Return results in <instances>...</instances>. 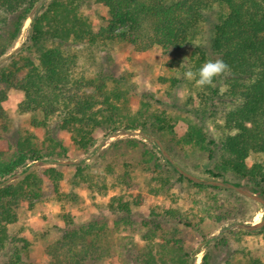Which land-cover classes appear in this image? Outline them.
Masks as SVG:
<instances>
[{
  "label": "rangeland",
  "instance_id": "1",
  "mask_svg": "<svg viewBox=\"0 0 264 264\" xmlns=\"http://www.w3.org/2000/svg\"><path fill=\"white\" fill-rule=\"evenodd\" d=\"M57 1L94 35L109 30L113 14L138 3L163 14L171 5V0ZM51 3L38 0L30 8L26 2L23 8H30V20L38 10L49 18L54 15ZM186 17L194 20L195 14L186 11ZM231 18L226 8L216 5L196 20L198 35L189 40L207 51L208 60L218 59L221 52L215 27L228 28ZM30 20L13 44L1 32V60L10 56L9 60L28 43ZM153 21L152 16L141 14L135 24L125 26L123 38L63 48L86 80L103 78L111 88L124 79L120 85L128 90L127 99L116 105L126 121L135 118L146 125L145 132L121 130L124 122L115 124L112 134L104 127L87 136L86 119L99 98L75 104L65 116H71L68 122L50 116V128L33 129L17 114V106L35 88L44 90L43 84L31 83L26 72L4 76L2 71L12 72L11 64L0 69V87L8 86L4 109L9 118L5 134L0 129V153L7 158L26 131L42 145L50 140L59 145L51 152L50 163H34L25 175L7 182L13 184L33 172L34 191L40 197L20 202L16 223L8 226L10 240L0 251V264H50L47 247L62 239L69 226L81 229L87 224L93 232L107 234V251L103 249V255L90 264H238L247 253L256 264H264V152L255 147L243 164L230 167L223 178L226 184L215 177L220 143L231 135L228 113L235 108L224 96L226 74L216 78L213 87L198 88L186 80L190 45L176 35L168 48L147 47ZM23 53L14 57L16 67L21 66ZM91 93L92 89L83 91ZM151 115L169 123L166 132L151 129ZM187 135H199L196 138L204 145L184 144ZM210 150L215 151L211 159ZM67 195L75 201L65 200ZM144 236L150 240H143ZM19 239L27 242L26 251L21 250ZM170 245L183 252L170 254Z\"/></svg>",
  "mask_w": 264,
  "mask_h": 264
},
{
  "label": "trees",
  "instance_id": "2",
  "mask_svg": "<svg viewBox=\"0 0 264 264\" xmlns=\"http://www.w3.org/2000/svg\"><path fill=\"white\" fill-rule=\"evenodd\" d=\"M37 1L0 0V38L1 32H4L7 34L6 40L11 44L15 43L24 23L30 20L27 15L30 8ZM26 2L30 4L29 9L23 8ZM216 5L226 8L232 15L228 28L216 26L214 29L216 40L221 44L218 58L224 60L231 69V72L225 76L224 84L227 90L224 96L228 102L235 104V108L228 113L231 135L220 143L219 161L214 167L215 177L222 179L223 184H226L223 178L230 171V167L235 163L243 164L255 147L264 152V0H171V5L164 14L138 3L133 9L113 14L108 23L109 30L103 29L96 35L90 34L85 23L79 19H72L74 16L70 18L68 8L57 0H52L51 9L54 10V15L45 18L39 15L38 10L29 23L28 43L0 67L2 69L5 64H11L9 68V72L12 70L11 75L2 71L4 76L14 78L18 72H26V77L31 83L39 82L44 86V90L35 88L25 95L17 106V114L26 118L33 129H45L50 128L48 124L50 116H53L55 121L68 122L71 116L68 118L65 116L75 104L99 98L91 105L93 112L86 119L87 136L92 130L104 127L108 134H112L116 129L115 124L122 126L124 122L125 125L121 130L147 131L146 125L144 126L139 119L127 117L126 121L123 111L116 105L127 99L128 90L122 89L120 85L124 79L115 81L111 88H107L103 78L86 80L77 73L75 59L71 58L63 48H68L70 45L89 46L96 42L101 44L102 39L106 37L108 40L123 38L126 25H133L141 14H148L154 21L147 35V47L168 48L172 38L177 35L190 45L187 66L196 70L199 64L208 61V56L205 55L207 51L199 45H194L189 39L198 35L196 20H201L202 13ZM186 11L194 13L195 19H188ZM51 22L55 23V26ZM46 23L47 27H44ZM120 29L122 30L119 33L112 32ZM21 53L26 55L20 59L21 66L16 67V62H13L14 57ZM160 80L166 82L167 79ZM169 82L176 84L172 79ZM84 89H92L93 93L85 95ZM7 90L6 84L0 87L1 134H5L8 130L9 118L4 109ZM149 118L153 131L166 132L169 123L165 119L156 115H151ZM198 136L187 135L183 137L182 142L204 145L202 139L196 138ZM58 146L52 140L48 145H42L31 132L26 131L16 139L13 151L7 158L0 153V251L10 240L8 226L16 223L20 202L24 199L34 200L40 197L38 190L34 191L33 172L13 184L7 182L16 175H25L34 163H50L51 152ZM214 153V150H210L209 158L210 156L214 158ZM165 162L173 168L169 161L165 160ZM233 186L238 187L236 184ZM65 197L64 199L69 202L75 201L72 195ZM169 215L172 216L171 212ZM73 227L69 226L62 239L56 240L47 247L50 264H74V262L90 264L95 262V258L97 260L103 255V249L107 251L106 233L93 232L94 228L89 224L81 229ZM155 232L156 230L150 231L152 234ZM143 240L149 241L150 237L144 236ZM17 242L23 246L21 250L26 251L27 242L24 239H19ZM167 249L171 250L172 255L183 252L173 245L168 246ZM161 262L164 263V260L161 259ZM256 262L252 254L247 253L244 260L238 264H256Z\"/></svg>",
  "mask_w": 264,
  "mask_h": 264
},
{
  "label": "clouds",
  "instance_id": "3",
  "mask_svg": "<svg viewBox=\"0 0 264 264\" xmlns=\"http://www.w3.org/2000/svg\"><path fill=\"white\" fill-rule=\"evenodd\" d=\"M231 72L229 65L222 59L208 60L199 69L189 68L184 78L194 82L198 88L213 87L214 80Z\"/></svg>",
  "mask_w": 264,
  "mask_h": 264
},
{
  "label": "water",
  "instance_id": "4",
  "mask_svg": "<svg viewBox=\"0 0 264 264\" xmlns=\"http://www.w3.org/2000/svg\"><path fill=\"white\" fill-rule=\"evenodd\" d=\"M9 57H10V56H9ZM9 57H7V58L1 60V61H0V64L3 63L4 61H6Z\"/></svg>",
  "mask_w": 264,
  "mask_h": 264
}]
</instances>
